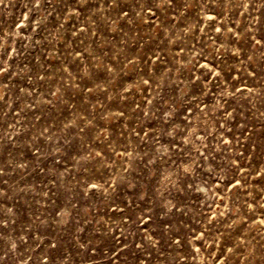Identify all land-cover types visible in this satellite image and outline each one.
<instances>
[{"label": "rangeland", "instance_id": "374dc122", "mask_svg": "<svg viewBox=\"0 0 264 264\" xmlns=\"http://www.w3.org/2000/svg\"><path fill=\"white\" fill-rule=\"evenodd\" d=\"M0 264H264V0H0Z\"/></svg>", "mask_w": 264, "mask_h": 264}]
</instances>
